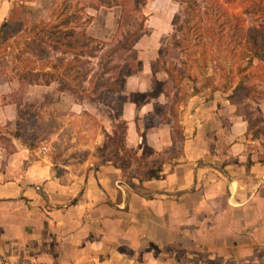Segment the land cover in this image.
<instances>
[{
	"label": "crops",
	"instance_id": "0c3cea01",
	"mask_svg": "<svg viewBox=\"0 0 264 264\" xmlns=\"http://www.w3.org/2000/svg\"><path fill=\"white\" fill-rule=\"evenodd\" d=\"M13 1L0 0V26ZM155 1L143 7L146 23ZM86 13L87 35L112 37L119 6ZM146 27L133 46L138 67L102 91L118 95L126 122L111 148L117 119L106 99L80 102L51 83L28 85L16 102L19 82L1 71L0 264H264V158L246 150V124L220 95L171 110L169 74L152 70L168 33ZM31 114L61 125L47 138L37 126L17 137V119ZM121 145L164 155L157 175L114 163Z\"/></svg>",
	"mask_w": 264,
	"mask_h": 264
},
{
	"label": "rangeland",
	"instance_id": "374dc122",
	"mask_svg": "<svg viewBox=\"0 0 264 264\" xmlns=\"http://www.w3.org/2000/svg\"><path fill=\"white\" fill-rule=\"evenodd\" d=\"M184 1L181 6L171 0H159L149 2L146 8L150 18L145 25L150 24L153 27L159 24L161 26L159 30L168 33L163 38L165 40H168L174 32L172 24L174 17H181L182 11L187 13V23L183 24L184 19L180 21L181 30L174 32L170 37L173 41L170 45L167 41H162L163 47L159 57L152 64L153 71L159 70L163 62L170 70L171 83L167 84L168 86L162 83L166 91H171L170 108L174 112L179 103L200 92L204 99H211L214 93L227 99L233 104L235 114L246 124L243 138L246 150L253 154L255 159L260 160L264 158V58H251L250 63L246 56L249 49L247 41H250L253 35L258 36L260 43L264 41L262 25L264 12L261 10L264 9V0ZM257 5H260L258 11ZM207 8L217 16L216 24L221 25L223 30L221 38L217 39L212 34L211 29H215V25L203 12ZM11 12L12 15L18 14V22L13 29L3 31L4 33L0 31V62L3 64L0 73L6 71L8 75L14 76V72L19 68H28L32 71L49 70L53 72L52 78L64 79L63 85L69 84L81 91L85 97L83 101L93 96L96 100L106 99L107 104L113 108L112 115L116 116L117 121L120 120L118 95L103 94V89L90 96L87 93L92 80H96L99 84L104 82L108 76L104 72L114 68L116 61L112 62L110 58L112 45L101 46L97 43H89L79 35L80 27L84 22V13L78 9L76 0H14ZM224 16H227L237 28L232 35L229 26L231 23L225 22ZM139 20L138 15H130L123 22L121 30L128 28L136 30ZM113 36L114 33L109 39L100 40L110 42ZM59 37H62L61 41H63L60 43L62 50H53L51 46L45 44L50 41L56 43L60 40ZM166 48L171 52H167ZM135 55L134 51L128 55L127 61L121 64L119 72H128L138 67ZM204 57L206 61H202ZM198 66L203 67L202 73ZM45 78L40 76L41 80ZM240 81L244 87L239 86L237 91L233 92ZM154 87L160 88L155 78ZM116 88L118 87L112 89ZM40 119L34 114L19 117L15 123V135L21 138L24 127L37 126L39 132L37 135L47 138L61 125L59 119L44 122ZM176 129H179L178 124L177 128L174 126V131ZM119 136L120 134L116 132L112 139H106V144L111 148L113 143L121 141ZM27 143L31 144L29 138ZM121 147L122 150L118 155L114 153L115 150L110 151L111 155L108 153L110 159L114 163L135 169L143 178L164 156L159 153V157H156L155 151L146 145L143 156H137L133 149L122 145ZM39 149L42 153L46 151L44 145Z\"/></svg>",
	"mask_w": 264,
	"mask_h": 264
},
{
	"label": "trees",
	"instance_id": "16d2710c",
	"mask_svg": "<svg viewBox=\"0 0 264 264\" xmlns=\"http://www.w3.org/2000/svg\"><path fill=\"white\" fill-rule=\"evenodd\" d=\"M148 0H76V5L78 6V9H80V11L82 13H84V22L81 25L82 27H80V31H79V35H81V37L90 42L93 43H97L100 44L101 46H111V56L110 57L112 60V62L116 61V66L112 69L106 70L104 72L106 76V79L104 80V82L102 84H99L96 80H92L90 82V88H88L87 93L90 95L97 93L98 91H100L101 89L104 88H113L115 86L119 87L120 86V82H121V73L119 72L120 68H121V64L125 61H127L128 59V55L133 52V46L135 41L141 37L144 33H146L147 28L145 25L147 16L145 13H143V7L146 5ZM173 2H176L177 4H180L181 6L183 5V3L185 2L184 0H172ZM113 6H119L121 9V13H120V17L117 23V27L116 30L114 32V36L111 39L110 42H104L98 38H94L92 36H88L85 33L86 27L89 25V23L92 20V16L88 15L86 13V9L88 7L91 8H100V7H113ZM260 5H257L256 10L258 11ZM261 10L264 12V9L261 8ZM204 14L206 15L207 19L209 18V20H211V22H213V24L215 25V29H211V27H209V29L212 30V34L214 37L221 38L222 36V29H221V25H217V21H216V17L210 10V8L205 9V11H203ZM130 15H138L140 17L139 23L137 25L136 30L133 29H126L124 31L121 30V28H123V22L126 20V18H129ZM181 18V20H180ZM183 20V24H186L188 19H187V13L183 12L181 13V17L176 16L174 17V20L172 22L173 27H174V32L180 31L181 28H179V24L180 21L182 22ZM224 20L227 23H231L229 18L227 16H224ZM16 22H18V14H10V16L3 22V24L0 26V31H6V30H10L13 29L16 26ZM263 28H264V23H262ZM230 26V30H231V34H234L237 31V28L231 24H229ZM174 32H172V34L170 35V37H172V35L174 34ZM4 33V32H3ZM168 38L167 40V44H171L173 41L171 40V38ZM60 39V40H59ZM122 39V40H121ZM59 41L55 42H47L45 43L47 46H51V48L53 50L56 51H60L62 50V48L60 47V43H63L62 37L58 38ZM178 41H175V43ZM248 44V55L246 56V59L248 60V62L251 63V58H255V57H261L264 58V41L262 43L259 42V38L258 36L253 35L250 41H247ZM246 42V43H247ZM178 44V43H177ZM178 46V45H177ZM68 51V50H66ZM166 51L171 52V50L169 48H166ZM117 59H116V58ZM158 58V57H157ZM114 59V60H113ZM1 61V59H0ZM202 61H206V58L204 57ZM205 63V62H204ZM205 66V64H203V67ZM203 67L198 66L199 71L202 73V69ZM161 68L163 70H165L168 74H169V79L166 82V86H168L167 84L171 83V78H170V70L165 66V63L163 62V65H161ZM0 69H3V64L0 62ZM53 72H50L49 70H36V71H32L28 68H22V69H18L14 72V77L18 80L19 82V88L18 90L15 92V100L16 102H20L22 99V93L24 91V89L30 85V84H41V85H49L51 83H55L56 85V90L59 92H69L71 93L75 99H77L78 101L82 102L85 97L83 96V93L81 91H79L77 88H75L72 85L69 84H62V80H56L55 78H52ZM40 76H45L46 78L41 80ZM240 87H244L241 85V81L238 83V85L233 89V92L237 91V88ZM86 95V94H85ZM173 117L175 118L174 113H172ZM175 126H177V124H175ZM115 131L118 132L120 134L119 138L123 141L124 140V136H125V132H126V122L123 120H118L116 123V128ZM263 159V158H262ZM260 159V160H262ZM157 174L155 172H149L146 174V176L144 177V179H150L152 177H155Z\"/></svg>",
	"mask_w": 264,
	"mask_h": 264
}]
</instances>
